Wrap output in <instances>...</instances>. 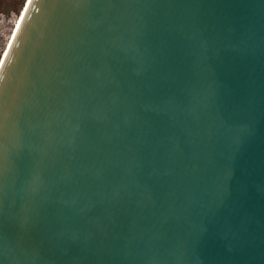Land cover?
Listing matches in <instances>:
<instances>
[{
    "label": "water",
    "instance_id": "95a60500",
    "mask_svg": "<svg viewBox=\"0 0 264 264\" xmlns=\"http://www.w3.org/2000/svg\"><path fill=\"white\" fill-rule=\"evenodd\" d=\"M0 264H264V0H30Z\"/></svg>",
    "mask_w": 264,
    "mask_h": 264
},
{
    "label": "rangeland",
    "instance_id": "374dc122",
    "mask_svg": "<svg viewBox=\"0 0 264 264\" xmlns=\"http://www.w3.org/2000/svg\"><path fill=\"white\" fill-rule=\"evenodd\" d=\"M29 0H0V66Z\"/></svg>",
    "mask_w": 264,
    "mask_h": 264
},
{
    "label": "bare ground",
    "instance_id": "6f19581e",
    "mask_svg": "<svg viewBox=\"0 0 264 264\" xmlns=\"http://www.w3.org/2000/svg\"><path fill=\"white\" fill-rule=\"evenodd\" d=\"M29 2H30V0H29ZM29 2L27 3V6H28ZM26 10H27V7H26L25 10L23 11V14H22L21 18H20V20L18 21L19 24H20V22H21V20H22V18H23V16H24ZM19 24H18V26H19ZM18 26H16V27L18 28ZM17 28H16L15 30H17ZM15 32H16V31H15ZM13 37H14V36H13ZM11 41H12V40H11ZM9 47H10V46H9ZM9 47L6 49L7 52H5V56H4V58H3V62H2V64H1V66H0V68L2 67V65H3V63H4V60H5V58H6L7 54H8Z\"/></svg>",
    "mask_w": 264,
    "mask_h": 264
}]
</instances>
